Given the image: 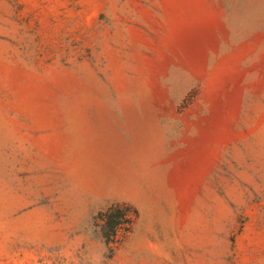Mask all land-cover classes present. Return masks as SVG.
Wrapping results in <instances>:
<instances>
[{
  "label": "rangeland",
  "instance_id": "1",
  "mask_svg": "<svg viewBox=\"0 0 264 264\" xmlns=\"http://www.w3.org/2000/svg\"><path fill=\"white\" fill-rule=\"evenodd\" d=\"M0 264H264V0H0Z\"/></svg>",
  "mask_w": 264,
  "mask_h": 264
},
{
  "label": "trees",
  "instance_id": "2",
  "mask_svg": "<svg viewBox=\"0 0 264 264\" xmlns=\"http://www.w3.org/2000/svg\"><path fill=\"white\" fill-rule=\"evenodd\" d=\"M97 231L108 242H115L122 228L131 221V207L127 204H115L100 211L97 215Z\"/></svg>",
  "mask_w": 264,
  "mask_h": 264
}]
</instances>
